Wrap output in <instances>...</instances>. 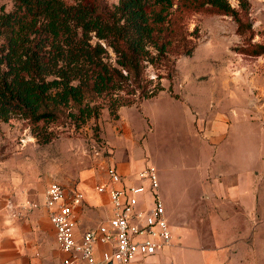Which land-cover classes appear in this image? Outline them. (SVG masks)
I'll list each match as a JSON object with an SVG mask.
<instances>
[{
	"label": "rangeland",
	"instance_id": "obj_1",
	"mask_svg": "<svg viewBox=\"0 0 264 264\" xmlns=\"http://www.w3.org/2000/svg\"><path fill=\"white\" fill-rule=\"evenodd\" d=\"M229 1L240 8L239 0ZM104 2L112 7L119 0ZM248 2L244 20L252 25L253 37L242 34L232 16L192 15L187 30L198 29L189 36L196 43L192 56H177L173 79L161 80L164 90L138 105L121 107L118 119L104 107L98 120L89 119L81 128L53 126L62 135L45 145L23 118L0 121V229L45 231L50 250L45 259L55 264L59 251L40 205L47 187L59 182L82 189L88 200L98 199L102 195L95 187L105 178L101 161L113 159L135 184L149 162L158 170L174 241L147 262L231 264L228 244L220 246L214 237L215 231L227 237L229 222L223 225L219 219L213 226L212 205L203 194L235 164L264 170V54L243 52L250 43L264 42V0ZM12 8L13 0H0V13ZM111 57L114 61L113 52ZM147 72L156 79L153 67ZM35 202L40 206L31 207ZM88 207L82 230L112 216L110 203L98 218ZM263 241L259 239V254Z\"/></svg>",
	"mask_w": 264,
	"mask_h": 264
},
{
	"label": "trees",
	"instance_id": "obj_2",
	"mask_svg": "<svg viewBox=\"0 0 264 264\" xmlns=\"http://www.w3.org/2000/svg\"><path fill=\"white\" fill-rule=\"evenodd\" d=\"M239 2L237 9L229 0H119L112 7L104 0H13L0 13V121L23 118L45 145L62 135L53 126L81 128L104 107L118 119L121 107L164 90L177 56H192V15L232 16L253 37L244 20L249 2ZM243 50L260 56L264 42Z\"/></svg>",
	"mask_w": 264,
	"mask_h": 264
},
{
	"label": "built area",
	"instance_id": "obj_3",
	"mask_svg": "<svg viewBox=\"0 0 264 264\" xmlns=\"http://www.w3.org/2000/svg\"><path fill=\"white\" fill-rule=\"evenodd\" d=\"M105 178L96 185L111 204L112 216L96 226L80 228L86 193L51 183L43 206L54 228L60 252L56 264H147L173 244L174 234L160 192L157 168L146 163L138 184L128 181L112 161H101ZM35 202L31 207H39ZM38 264H48L44 261Z\"/></svg>",
	"mask_w": 264,
	"mask_h": 264
},
{
	"label": "crops",
	"instance_id": "obj_4",
	"mask_svg": "<svg viewBox=\"0 0 264 264\" xmlns=\"http://www.w3.org/2000/svg\"><path fill=\"white\" fill-rule=\"evenodd\" d=\"M223 172V177L213 182L215 184L210 186L209 192L203 194L212 205L213 226L219 219L223 225L229 222L228 236L224 237L223 233L215 231V240L220 246L228 244L231 264H264V170L241 163L235 164L231 171ZM101 195L98 199H87L90 205L88 209L94 218L101 217L104 205H109L107 195ZM168 219L170 222L169 216ZM49 225L55 239L51 222ZM45 235L46 232L38 228L0 229V264L48 263L45 257L50 250ZM259 239L263 241L261 254L258 253Z\"/></svg>",
	"mask_w": 264,
	"mask_h": 264
}]
</instances>
